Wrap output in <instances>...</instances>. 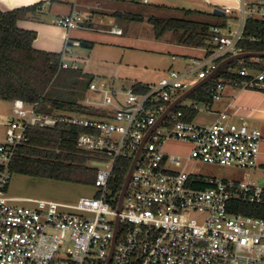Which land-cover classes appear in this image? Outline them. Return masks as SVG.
Here are the masks:
<instances>
[{
	"label": "built area",
	"instance_id": "built-area-1",
	"mask_svg": "<svg viewBox=\"0 0 264 264\" xmlns=\"http://www.w3.org/2000/svg\"><path fill=\"white\" fill-rule=\"evenodd\" d=\"M72 1V12L58 21L67 31L85 22L77 0ZM221 10L229 19L223 27L212 28L213 48L206 49V56L193 60L182 73L168 72L147 85L146 92L134 84L100 89L96 78L83 101L89 114L48 115L39 112L40 102H11L0 142V264H264V218L239 211V205L264 207V186L185 170L191 160L253 170L262 132L232 122L227 111L212 122L197 123V117L189 121L188 112L206 109L190 101L181 104L185 111L176 108L159 123L171 102L189 88L187 78L205 79L220 60L241 53L247 23L264 22V0H239L236 7ZM112 32L122 34L116 28ZM65 46L68 52L69 44ZM68 69L80 67L63 59L59 70ZM227 85L264 91V61L262 70L241 66L230 72L228 83L211 88L213 102L221 100ZM59 125L81 130L76 146L89 157L86 166L96 170V195L76 205L8 197L12 165L28 145L29 131ZM171 141L188 145L189 152L169 154L165 146ZM143 143L118 212V201L113 205L119 195L110 191L115 165L134 159Z\"/></svg>",
	"mask_w": 264,
	"mask_h": 264
},
{
	"label": "trees",
	"instance_id": "trees-1",
	"mask_svg": "<svg viewBox=\"0 0 264 264\" xmlns=\"http://www.w3.org/2000/svg\"><path fill=\"white\" fill-rule=\"evenodd\" d=\"M41 6L20 8L11 12L0 10V101L11 103L22 100L29 105L40 102L39 112L48 115L61 111L89 114L91 110L86 108L82 101L85 92L79 91L74 83V80L82 77L81 69L59 70L63 55L33 49L37 34L17 27L18 21L38 20ZM196 14L199 13L185 11L183 18L151 17L146 22L153 27L157 40L170 35L172 41L178 45L211 49L212 28L223 27L225 18L220 15H207L214 18V22L211 23L193 19ZM128 19L138 23L145 22V19L139 16H130ZM240 48L242 52L264 53V22L250 20L247 23L245 40L240 44ZM225 59L220 60L219 64ZM263 61L249 58L241 61V64L233 63L230 66L234 69L243 66L262 70ZM229 78L230 72L221 70L213 81L195 92L189 101L196 105L203 104L209 109L213 104L211 88L220 82L228 83ZM134 85L139 92L147 91V85L140 83ZM56 86L64 87L61 90ZM176 111H185V106H178ZM199 112V110L188 112L186 119L192 121ZM80 132L79 128L67 125H59L52 130L31 129L28 145L13 162V174L94 186L96 170L86 166L89 157L76 146ZM132 161L133 158L130 157L118 161L115 165L110 191L117 198L122 191ZM117 201L118 199L113 205L114 208ZM239 211L244 215L264 218L263 206L239 205Z\"/></svg>",
	"mask_w": 264,
	"mask_h": 264
},
{
	"label": "crops",
	"instance_id": "crops-1",
	"mask_svg": "<svg viewBox=\"0 0 264 264\" xmlns=\"http://www.w3.org/2000/svg\"><path fill=\"white\" fill-rule=\"evenodd\" d=\"M238 2L239 0H77V9L82 13L85 22L82 28L70 31L58 26V21L72 12L75 4L72 0H0V10L11 12L20 8L42 5L38 20L17 22V27L20 30L37 34V38L33 42V49L62 54L63 59L68 62L74 49L91 50L93 53L96 47H100L101 57L89 54V56H93L92 59L95 62L117 64L116 75L130 81L131 84L153 85L156 84V81L150 75L136 74V77H130L134 75L131 72L132 69L140 68L146 69V71L150 69L140 66L137 58L141 59L143 55L176 53L178 57L187 59L191 64L195 59L204 58L206 49L178 45L172 41L170 35H167L169 39H165L168 41L167 43L157 40L153 27L146 22L148 18L169 19L161 16L166 14L184 16L185 11L197 12L199 14L194 17L205 18L208 17L207 15L214 14L215 9L228 6L236 7ZM130 16L142 17L145 22L129 21ZM145 23L152 27L155 40L151 41V39L134 34L139 32L138 25ZM113 28L121 30L122 34L113 33ZM66 43L69 44L68 52H65ZM81 43H85V45H81ZM177 56L172 55L171 61L174 64L179 63ZM189 63L184 65V71L190 66ZM87 66L88 61L86 62ZM80 69L86 73L85 70ZM206 111L210 114L211 122L216 119L219 113L227 111L232 122L256 128L262 132L263 140L258 165L255 169L245 172L242 177L243 181L264 186V91L236 90L232 86H226L221 100L213 102Z\"/></svg>",
	"mask_w": 264,
	"mask_h": 264
},
{
	"label": "rangeland",
	"instance_id": "rangeland-1",
	"mask_svg": "<svg viewBox=\"0 0 264 264\" xmlns=\"http://www.w3.org/2000/svg\"><path fill=\"white\" fill-rule=\"evenodd\" d=\"M247 1L253 2L255 0H247ZM161 17L182 18L184 16L179 14H168V15L166 14ZM223 17L225 18V21L229 19V15ZM193 19L199 21L211 22V23L214 22V18H210V17L204 18L201 16H196L193 17ZM138 26H139V32L134 33L135 35L144 37L145 39H151V41L155 40L153 36L152 27L149 24L145 23ZM235 28H236V21H234L232 29ZM165 39H169V36L162 39L161 41L167 43L168 41ZM89 54H93L94 56L101 57L102 50L100 49V47H96V49L92 53L91 50L74 49L73 53L71 54L68 60L70 64L73 63L78 64V66L82 68V70H85L87 73L86 74L85 72H83L81 78H77L76 80H74V83L76 84L75 85L76 88L79 91L85 92V97L90 95V91L88 88L90 86L89 84L92 80L96 78H99V80L96 83L98 88L100 89L109 88L111 86L115 88H119L122 85L126 87L132 85L130 81H127L126 79L120 78V76L116 75L117 64L113 65L109 62H103L104 64L99 63L98 61L95 62L92 59L93 56H89ZM172 55L177 56L176 53H170V54L152 55V56L143 55L141 59L137 58L138 64L140 66H144L145 68H150V69L148 71H146V69H140V68H138V70L132 69L131 72H133L134 75H131L130 77L133 76L136 77V74H140V75L146 74V75H150L152 79H154V81L158 83L160 79L166 76L170 71H174L177 73L184 72V67H185L184 65L189 63L188 60L183 57L177 56V60L179 63L174 64L171 61ZM90 57L91 59H89ZM87 61H88V66L86 67ZM91 68L93 70H89ZM97 69H99V71H97ZM223 70L227 72H232L235 71L236 69L234 70V68H232L229 65ZM198 81L199 80L196 77L191 76L187 78L186 83H188L190 87L195 83H197ZM63 87L56 86V88L58 89L60 88L61 90L63 89ZM227 87L230 86L227 85ZM188 101L189 99L185 101L184 104L186 105ZM11 106L12 104L8 101H0V142L3 140L2 136L5 132V124L8 120V117L10 116ZM204 120H206L207 122H211L210 114H208L206 109H201L196 118V121L197 123L206 122ZM165 147L169 154L180 155V156L186 155L190 150V147L188 145L175 141L169 142ZM183 164H186V161H184ZM185 170L187 171V173L192 175L210 177V178L228 180V181H232V180L243 181L242 176L245 174V172H248L236 168L207 164L198 160H191L190 162H188ZM96 193L97 190L94 186H83L73 183H64L59 181L43 179L39 177L13 174L6 195L8 197H13V198L49 201V202H56L65 205H76L81 198H92L96 195ZM18 206L26 207V206H31V204L18 203Z\"/></svg>",
	"mask_w": 264,
	"mask_h": 264
},
{
	"label": "water",
	"instance_id": "water-1",
	"mask_svg": "<svg viewBox=\"0 0 264 264\" xmlns=\"http://www.w3.org/2000/svg\"><path fill=\"white\" fill-rule=\"evenodd\" d=\"M213 13L215 15L225 16V12H223L220 9H215ZM249 58L264 59V53L241 52L239 54L233 55V56L225 59L205 79H202V80L198 81L197 83H195L194 85L190 86L183 93H181L173 102H171V104L168 106V108L166 109L165 113L163 114L162 118L159 119V123L169 113H171L178 106H180L182 103L187 101L195 92H197L198 90H200L201 88H203L204 86L209 84L211 81H213L214 78L218 75V73L221 70H223L224 68L228 67L229 65H231L233 63H238V62L244 61V60L249 59ZM201 108H203V104L198 105V109H201ZM143 145H144V143L141 145L140 149L137 151L136 155L134 156V159L132 161L131 167H130L129 172L127 174L124 186H123L122 191H121V193L119 195L118 205H117V211L118 212H120L121 209H122L124 196H125V193L127 191L128 186H129V182H130L133 170H134L138 160L140 159V155H141V151H142ZM118 228H119V222L117 220L116 223H115V234L116 235H117ZM115 242H116V237L113 240L112 251H111L109 259H111L112 252H113V247L115 245Z\"/></svg>",
	"mask_w": 264,
	"mask_h": 264
}]
</instances>
